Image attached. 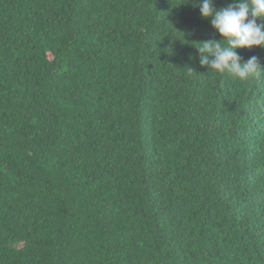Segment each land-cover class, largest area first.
<instances>
[{"label": "trees", "instance_id": "trees-1", "mask_svg": "<svg viewBox=\"0 0 264 264\" xmlns=\"http://www.w3.org/2000/svg\"><path fill=\"white\" fill-rule=\"evenodd\" d=\"M194 4L0 0V264H264V78Z\"/></svg>", "mask_w": 264, "mask_h": 264}, {"label": "clouds", "instance_id": "clouds-1", "mask_svg": "<svg viewBox=\"0 0 264 264\" xmlns=\"http://www.w3.org/2000/svg\"><path fill=\"white\" fill-rule=\"evenodd\" d=\"M194 6L202 18H210L211 26L222 37L195 47L200 64L242 82L264 78V66L257 57L243 61L237 53V49L264 47V26L257 24V18L264 19V0H232L219 10L215 0H195Z\"/></svg>", "mask_w": 264, "mask_h": 264}]
</instances>
